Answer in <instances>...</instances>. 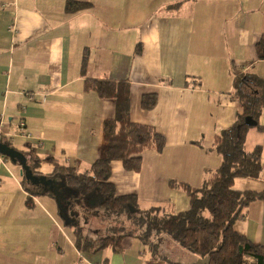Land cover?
I'll list each match as a JSON object with an SVG mask.
<instances>
[{"label":"crops","instance_id":"obj_1","mask_svg":"<svg viewBox=\"0 0 264 264\" xmlns=\"http://www.w3.org/2000/svg\"><path fill=\"white\" fill-rule=\"evenodd\" d=\"M68 1L0 0V143L20 140L12 148L31 164L45 159L54 171L87 172L105 157L104 124L115 118L116 103L85 92L84 83L127 81L131 121L155 129L165 148L147 149L137 173L115 161L111 182L117 196L134 195L141 210L176 215L190 209V197L172 183L198 189L221 166L214 140L244 114L235 86L248 76L256 84L243 87L256 91L262 110L245 150L261 148L262 170L234 186L264 192V60L256 49L264 0H73L90 5L74 14L65 12ZM153 94L157 104L145 110L142 98ZM21 119L32 140L20 134ZM30 192L20 167L0 156V264H203L166 236L157 258L136 237L118 251H80L57 199L47 190ZM235 230L264 245V199L248 206Z\"/></svg>","mask_w":264,"mask_h":264},{"label":"trees","instance_id":"obj_2","mask_svg":"<svg viewBox=\"0 0 264 264\" xmlns=\"http://www.w3.org/2000/svg\"><path fill=\"white\" fill-rule=\"evenodd\" d=\"M89 6L87 3L69 0L65 12L74 14ZM256 49L258 59L264 60V37ZM87 63L88 55L85 54L81 66L83 75L86 74ZM248 81L256 84L253 79L243 76L235 86L244 114L214 140L213 149L222 157L221 166L211 172L198 189L184 183H172L173 187L184 190L190 197V209L174 215L160 207L141 210L134 195L117 196L111 182L112 164L115 161L122 162L126 171L137 173L142 167L143 153L151 148L161 153L165 148V138L155 129L131 121L129 82L87 79L84 83L85 92H95L101 99L116 103L115 118L104 124L107 143L105 157L96 161L84 173L58 165L55 171H66V184L84 195L87 198L85 201L97 198L107 217L126 215L138 227L139 233L112 232L94 241L83 237L80 227L70 223L74 228L77 249L97 253L113 247L118 251L125 238L136 237L156 256L160 254L159 239L167 236L192 254L206 257L207 264H264V245L254 244L235 230V223L246 216L248 206L264 199V192L239 191L234 188L237 179H257L262 170L261 148L257 147L253 152L245 150V140L250 129L245 124L246 118L252 117L257 122L262 110V101L256 91H245L243 87L245 84L250 87ZM156 104L155 94L142 98L145 110L153 109ZM37 164L35 162L34 166ZM28 191L32 194V190ZM44 195L54 197L50 193Z\"/></svg>","mask_w":264,"mask_h":264},{"label":"rangeland","instance_id":"obj_3","mask_svg":"<svg viewBox=\"0 0 264 264\" xmlns=\"http://www.w3.org/2000/svg\"><path fill=\"white\" fill-rule=\"evenodd\" d=\"M262 87H263L262 85H259V90H261ZM7 142L9 143V140H7ZM13 144L16 146L13 145L12 147L19 149L20 140H17ZM23 150L25 151V153L26 152L29 153V151H31L30 146H25ZM5 159H7V158H5ZM32 162L35 164V162H37V161L34 160ZM29 163L31 164V161H29ZM38 164H39V162H38ZM38 164H37V166H38ZM9 165H10V167H16L13 163L10 162V160H9ZM32 166L35 167L34 165H32ZM37 168H38L37 169V175L38 176H45L46 175L47 177H49V179L51 181H53L54 186L52 189H49L48 192L50 194L52 193L53 195H55V198L59 202H61L62 213H64L65 219H67V221L69 223H71V224L73 223V224H75V226L77 225L78 227H80V229L83 232V237H86L89 240L91 239V240L97 241L101 237H105L107 235H110L112 232H116L117 234H120V233H126V234L127 233H131V234L139 233L138 227L133 224L132 220H128L126 215H121V216L114 215L112 217H107L105 211L100 207V205L97 201V198L93 197V198H91V201L90 200L85 201V199H87V198L78 192H77V196H76L77 199L76 198L71 199V198L67 197V195H65V192H63L59 186V184H62V182H61L62 178L63 177L65 178V174L67 173L66 171H62V170L54 171L55 165L53 163L46 161L45 159L42 161V164L40 166H38ZM23 181L24 180L22 179V182ZM23 184H24V182H23ZM25 187L26 188L28 187L27 188L28 190L30 189L33 192H35V190L32 189V187L30 186L28 181H26ZM234 188L236 189L237 187L234 186ZM66 199H69L68 204L66 202L67 201ZM162 237H164V236H162ZM164 242H165V240L161 239V241H159V244L160 245L163 244L164 247H166L167 244H165ZM163 249L164 248H161V250H163ZM182 249L185 252L191 253L190 251H188L184 248H182ZM147 253H149V252H147ZM158 255L162 256V253H160ZM158 255H156L154 257L157 258ZM197 257H198V259H201L198 261V263L203 261V264H207V258L206 257L200 256V255H198Z\"/></svg>","mask_w":264,"mask_h":264},{"label":"water","instance_id":"obj_4","mask_svg":"<svg viewBox=\"0 0 264 264\" xmlns=\"http://www.w3.org/2000/svg\"><path fill=\"white\" fill-rule=\"evenodd\" d=\"M245 124L252 128L257 126V122L252 117H247ZM0 156L7 158L11 163L21 168V176L24 177L28 183L32 186H38L40 184L52 185L53 181L47 176H38L35 174L33 167L28 163V157L23 153L17 151L15 148L10 147L8 144L0 143ZM59 208L61 210V218L65 220V224L68 226L70 223L65 219L64 213H62L61 203L57 200Z\"/></svg>","mask_w":264,"mask_h":264},{"label":"flooded vegetation","instance_id":"obj_5","mask_svg":"<svg viewBox=\"0 0 264 264\" xmlns=\"http://www.w3.org/2000/svg\"><path fill=\"white\" fill-rule=\"evenodd\" d=\"M31 167H33L32 165H34V163L33 164H30V163H28ZM37 167H33V169H34V171H35V174L37 175V169H36ZM21 169V168H20ZM22 177V176H21ZM23 179H24V181H25V183H26V179L24 178V177H22ZM61 182H62V184H59V186H60V189L63 191V192H65V195H67V197H69V198H71V199H73V198H76V196H77V192H75L74 190H72L71 188H69V186L66 184V178H62V180H61ZM31 186V185H30ZM54 186V185H53ZM32 187V189H35V190H38V191H48L49 189H52L53 187H52V185H47V184H40V185H38V186H31ZM58 188V187H57ZM61 191V192H62ZM52 194V193H51ZM54 198H55V195H54ZM77 199V198H76ZM67 201V204L69 203V199H66Z\"/></svg>","mask_w":264,"mask_h":264},{"label":"built area","instance_id":"obj_6","mask_svg":"<svg viewBox=\"0 0 264 264\" xmlns=\"http://www.w3.org/2000/svg\"><path fill=\"white\" fill-rule=\"evenodd\" d=\"M36 96H37L36 94L32 93V94L29 95V99L31 101H35ZM1 120H2V117H0V122H1ZM19 132L24 138H26L28 140H32L33 139V135L30 132H28L27 125H26V123H25V121L23 119H21L20 122H19ZM41 144L42 143L40 142L37 145L39 146Z\"/></svg>","mask_w":264,"mask_h":264}]
</instances>
